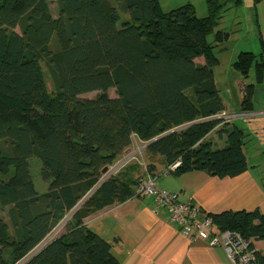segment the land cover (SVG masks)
<instances>
[{"label":"trees","instance_id":"trees-1","mask_svg":"<svg viewBox=\"0 0 264 264\" xmlns=\"http://www.w3.org/2000/svg\"><path fill=\"white\" fill-rule=\"evenodd\" d=\"M55 2L57 16L48 0H0V209L9 208V223L0 219V264L28 257L24 264H119L112 244L84 220L133 196L142 178L109 174L133 137L166 168L179 161L174 176L235 178L250 169L243 129L226 124L221 148L208 139L226 111L215 72L231 38L228 16L244 2L204 0L203 9L200 0ZM259 39L258 55L245 50L232 63L244 79L254 71L239 114L255 111L264 82L260 31ZM90 93L95 98L82 97ZM32 158L41 162L45 194L36 190ZM70 214L65 232L54 235ZM212 217L222 231L264 241L259 209Z\"/></svg>","mask_w":264,"mask_h":264},{"label":"crops","instance_id":"crops-1","mask_svg":"<svg viewBox=\"0 0 264 264\" xmlns=\"http://www.w3.org/2000/svg\"><path fill=\"white\" fill-rule=\"evenodd\" d=\"M196 1L167 0V5L177 7L180 3L192 2L196 4ZM200 1L202 2L199 6L203 9L204 0ZM253 3L254 6L250 11V13L252 12L250 14V29L239 36V33L243 31V25H241L243 21L238 18V24L235 30L231 32V35L233 32L237 33L236 36L238 35V37H236L235 42L238 44L232 52L230 49H226L220 57V60L225 59L226 65L230 67L240 52L249 49V46H252L254 52H260L259 31L264 39V0H259L257 4L253 0ZM249 7L251 9V5ZM256 22H258V26ZM241 42H244L245 50L239 44ZM217 70L219 71V69ZM217 70L215 80L218 85ZM239 86L244 87L245 84L240 81ZM258 86L254 99L255 111L249 114H241L242 117L248 116L257 119L254 122H249L253 126L249 129L248 134L243 129L246 135L255 134L257 138L259 131L256 125L260 130H264V104L261 107L257 104ZM230 93L234 101L238 103L236 113H239L244 94L240 91L238 95L235 90H231ZM224 104L226 106L225 112H229L227 104ZM233 120L225 121L224 126L229 124L231 127L235 124ZM221 130L217 139L208 135V139H211L219 148L223 147L226 141V135ZM247 145L246 142L244 151H246ZM254 149L264 151V145L260 143L255 145ZM131 152L126 151L114 164L115 166L120 161H127L125 166L117 172L124 180L137 183L141 178L148 175L156 176L159 188L180 193L182 202L192 199L194 204L212 215L227 211L252 212L256 209H259L264 215V185L260 182L259 176L251 169L238 177L224 179L212 177L204 171L190 172L181 176H174L173 174L165 176L163 171L166 166L160 156L149 155L145 152L149 157L148 162L145 160L144 154L142 158L127 160L132 154ZM136 186L133 189V196L126 202L114 203L84 220L85 225L112 244L113 254L118 259L119 264H232L222 247H212L205 240L190 239L182 235L179 228L170 222L167 211L161 210L156 213L153 199L137 194ZM8 212L9 208L0 209V219L7 223H9ZM68 216L66 220L64 219L66 222L72 215ZM253 244L257 251L264 255V241L254 240Z\"/></svg>","mask_w":264,"mask_h":264},{"label":"rangeland","instance_id":"rangeland-1","mask_svg":"<svg viewBox=\"0 0 264 264\" xmlns=\"http://www.w3.org/2000/svg\"><path fill=\"white\" fill-rule=\"evenodd\" d=\"M49 4H50V8H51V12L54 16H57L59 14V9L57 6V3L55 2V0H48ZM244 5L242 8L239 9H235L233 11H231V13L229 14V18H228V25L230 26V31L232 32V30H235L236 25H234V21L237 18H240L243 21V31L242 33H239V36H242L243 32H245L246 30H249L251 27V22H250V14H252V12L250 13V11L252 10L254 3L253 0H243ZM249 5H251V9L249 7ZM254 11H255V7H254ZM256 11H255V15H256ZM128 19L127 15H123L121 14V21ZM237 33L233 32L231 35V43L230 41L226 44V49H230V51L232 52L236 46H237V42H235L236 37H238V35L236 36ZM210 40H212V38L210 37ZM55 42L56 39L54 38L52 40L51 43V49L55 48ZM242 45L243 50H245L244 47V42L239 43ZM249 52H254L252 49V46H249V49H246ZM256 55H258L260 52H254ZM203 61V58L197 59V63H201ZM227 62L225 59H222L221 61V66L219 67V71L217 70L218 73V87L221 91L220 95L224 101V103L227 104L228 106V110L229 112H225L227 115L232 116H237L233 122L239 126L240 128L244 129L246 131V133L248 134L250 132V128H252L253 125H251L249 122H254L255 118H250V117H238V116H242L237 112V108L236 105L238 104L237 102L234 101L232 94L230 93L231 90H235L237 91V94H240V91H242V93H245V86H239L240 81H242L245 85L248 84H253L254 83V71H252V76L248 79H244L239 73H237L236 71H234L229 65H226ZM232 66V65H231ZM43 73L46 79V82L48 84V88L49 91L51 93H53V84L51 81V77L47 71V68L45 66V64L43 65ZM239 81V82H237ZM109 94L112 98L116 97V91L115 89H111L109 91ZM96 93H90V94H86L84 96H82L83 98H88V99H93L95 98ZM258 106L261 107L264 104V83L258 86V102H257ZM225 120V119H223ZM231 121V120H230ZM257 122V121H256ZM256 125V124H255ZM224 127V124L219 125L216 129H214L211 133H210V137L213 139H217L218 137V133L220 132V129H222ZM256 128H258L259 131V135L258 138L255 136V134L253 135H249L246 138V142L248 143L247 145V149L245 151V154L247 156L248 159V164L250 166V169L257 174V176H259L260 178V182L264 185V151H256V149H254L255 145H259L261 143V145H264V130H260L258 125H256ZM147 143L140 141L139 139H137L136 137H133V141H132V145L129 148L128 151H132L131 153H135L137 151H142V154L139 156L137 155L138 158H142L143 154H144V158L145 160L148 162L149 157L146 155L147 154ZM146 152V154H145ZM143 160V159H142ZM31 163V173H32V178L36 187L37 192H39L40 194H45L48 192V184L46 182H44L42 180L41 177V162L39 161V159L37 158H32L30 160ZM69 216H67L65 218V220L68 218ZM63 220V222H61V224L58 225L56 231L53 233L54 235L57 233L58 235H61L62 233L65 232V225H63L66 221ZM56 234V235H57ZM10 257V256H9Z\"/></svg>","mask_w":264,"mask_h":264},{"label":"built area","instance_id":"built-area-1","mask_svg":"<svg viewBox=\"0 0 264 264\" xmlns=\"http://www.w3.org/2000/svg\"><path fill=\"white\" fill-rule=\"evenodd\" d=\"M237 116H230L223 112L220 118L225 121L235 119ZM242 117V116H238ZM223 124V123H222ZM142 151H137L129 155L127 160H134ZM127 161H120L114 167H110V173H116L125 166ZM176 162L165 168L163 175H169L180 166ZM137 194L152 198L154 211L157 213L165 210L169 220L179 228L182 235L194 239L207 241L212 247H222L228 255L232 264H259L257 249L253 244V239H246L240 233L231 230L222 231L214 222L212 214L205 212L199 206L188 199L186 202L180 200V193L169 192L161 189L157 184V177L148 175L143 177L136 186ZM37 251V250H36ZM33 255V254H32ZM29 259L17 263L24 264Z\"/></svg>","mask_w":264,"mask_h":264},{"label":"water","instance_id":"water-1","mask_svg":"<svg viewBox=\"0 0 264 264\" xmlns=\"http://www.w3.org/2000/svg\"><path fill=\"white\" fill-rule=\"evenodd\" d=\"M149 144H150V143H149ZM149 144H148V145H149ZM107 171H108V169H105V170H104V173H106Z\"/></svg>","mask_w":264,"mask_h":264}]
</instances>
